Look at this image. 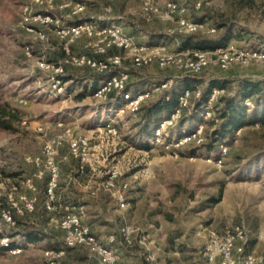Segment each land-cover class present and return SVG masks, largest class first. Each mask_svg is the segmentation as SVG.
<instances>
[{
    "label": "rangeland",
    "instance_id": "rangeland-1",
    "mask_svg": "<svg viewBox=\"0 0 264 264\" xmlns=\"http://www.w3.org/2000/svg\"><path fill=\"white\" fill-rule=\"evenodd\" d=\"M144 1L0 0V103L7 102L12 109L20 111L14 130H0V202L7 207V195L13 188L18 193L36 194L25 188L26 179H33L35 186L40 182L33 178L35 169L24 162L25 157L38 156L46 141L61 135L62 129L56 123L63 122L74 136L89 138L90 151L80 174L76 159L69 155V146L64 142L58 157L65 163L62 179L70 173L77 180L92 184L94 191L96 184L117 168V187L128 185L122 193L123 208H119L113 192L99 190L91 196L88 189L70 191L75 205L71 204L84 206L82 213L78 211L82 224L95 227L93 234L103 245L121 243L148 264H173L176 257L178 264H193L192 260L209 264L203 254L210 233L220 236L224 230L239 225L246 235L244 250L259 253L264 249V122L241 128L237 136L225 142L224 153L217 146L214 153H208L201 145L208 142L214 128L208 121L216 112L213 109L209 116L203 106L189 108L182 113L184 125L168 129V139L172 141L177 134L203 125V143L165 149L150 143L154 122L145 127L139 114L126 110L118 114L123 108L118 97L106 102L93 98L99 85L93 79L96 72L84 67L67 68L58 86L62 90L56 94L50 81L52 73L38 65L41 60L57 62L63 58L65 41L58 34V27L67 25L73 18L70 7L82 3L84 13L77 19L92 17L98 26L118 25L133 38V49L122 53L121 63V68L130 72L131 90L168 80L178 85L176 79L188 73L175 67L161 69L154 60L140 68L131 65L132 55L141 45L164 48L161 53L168 54L179 50L178 35L182 33L177 25L157 17L147 19L142 13ZM152 1L160 7L164 3V0ZM195 1L182 0L180 4L185 7V16L205 25L197 35L214 38L223 31L217 28V23H223L231 28L233 35L227 44L236 48L264 47V0H199L198 9L194 7ZM38 13L48 14L52 22L46 25L35 22L32 17ZM25 17L28 20L24 21ZM88 43L86 36L74 39L69 44L70 53L89 54ZM197 79L199 83L195 87L200 90L209 82L218 81L225 85L224 93L217 98L231 96L242 86L240 81H263L264 62L233 65L224 71L211 64ZM168 88L155 92L145 103L157 99ZM261 97V107L256 108L252 98L251 106H245L247 110L257 109L261 113L264 93ZM108 122L118 129L117 137H109L101 130ZM15 216L13 225L5 224L0 216V240L7 237L21 252L13 255L0 250V264H48L43 253L64 247L63 232L58 225L62 213L48 216L40 203L34 212ZM123 225L135 230L130 245L124 244L119 235ZM84 249L86 254L82 251L79 254L82 260L76 262L66 250L60 263L100 264L97 257ZM115 253L120 264L119 254ZM215 253L212 264H219ZM148 257L154 261L147 260Z\"/></svg>",
    "mask_w": 264,
    "mask_h": 264
},
{
    "label": "built area",
    "instance_id": "built-area-1",
    "mask_svg": "<svg viewBox=\"0 0 264 264\" xmlns=\"http://www.w3.org/2000/svg\"><path fill=\"white\" fill-rule=\"evenodd\" d=\"M182 0H164L162 6H158L152 0H145L142 4V13L147 19L157 17L165 22H171L177 25L181 35L197 34L204 30L203 23L195 22L185 16V7H181ZM194 7H201L199 0L194 2ZM71 14L78 16L84 13V5L82 3H74L71 7ZM35 22H41L45 25L52 22L51 16L48 14L38 13L32 17ZM28 20L25 17L24 21ZM58 34L64 39L63 52L64 56L60 61L51 62L41 60L38 65L41 68L47 69L52 73L51 82L52 89L56 90V94L61 92L62 88L58 87L61 79L66 73L67 68L80 67L90 69L97 74L113 73L111 77L100 82L93 92L95 100L106 102L110 95L116 94L123 102V108L118 110V114L128 111L135 114L140 106L147 102L152 95L162 89L168 88L171 80L161 81L154 84L149 90L132 94L126 91L129 84L130 72L128 69L121 68L122 53L133 49V38L128 36L123 29L115 24L108 26H98L95 20L92 19L82 22L77 25H65L58 27ZM211 33L214 29L210 30ZM86 36L89 39L88 47L91 49L89 54L73 55L70 53V43L79 37ZM135 49L132 55L131 65L133 68H140L149 65L152 60L156 62L161 69L175 67L178 70L188 74H199L203 70L209 68L211 64L224 71L230 66H247L253 62H264V47L259 48H236L232 44H227L222 47H217L212 51H178L161 53L164 48H149L141 45ZM28 52V47H26ZM201 90L196 87L193 90H184L177 99L176 107L168 115L169 117L157 122L150 143L155 146H164L168 149L170 146L178 147L179 145H200L203 143V125L197 126L189 132L177 134L172 141L168 139V129L174 127L181 118L182 113L193 106L195 100L200 97ZM224 93V89L214 88L209 94L207 101L208 105L216 100V98ZM252 102L249 99L244 101L246 107L251 106ZM212 114V112H210ZM209 111L206 114L210 116ZM63 122H57L56 125L62 129V134L52 140L46 141L38 156H27L24 162L31 165L35 169L33 178L41 180L44 176L47 177L44 189V207L45 210L52 213H62L58 220L60 230L63 232L62 248L54 250H46L43 256L48 264H61L60 261L64 257L67 249H77L80 247L86 248L90 255L97 257L100 264H118L115 250L103 245L95 237L91 229L82 224L78 209L72 204L64 203L57 205L59 189L60 167L57 161L60 148L63 143H67L68 153L71 157L79 162L78 172L83 173L85 164L89 160L90 140L85 136H74L71 129L67 128ZM101 129L105 135L115 138L118 136V129L111 123H105ZM41 128L38 132H41ZM241 128L234 135H238ZM219 149L223 153L226 151L225 143L219 144ZM208 161H211L208 159ZM217 164H221V158L217 160ZM104 181L96 184L95 190L90 191L91 196L96 195L99 190L115 193L118 200L119 208L125 206L123 197L124 190L128 185L123 183L117 187V179L119 171L113 168L108 173ZM25 188L32 193L36 192V186L33 179H26ZM17 188L7 195V207L0 202V216L7 225H13L14 215L22 216L27 213H32L37 202L36 195H27L26 193H18ZM15 195V198L13 197ZM119 235L124 244L130 245L132 236L135 230L123 225L119 229ZM244 230L242 226H234L223 231V234L218 236L216 233H210L209 242L203 254L204 260L209 264L215 261V256H219V264H264V249L259 253H249L244 250L245 242ZM8 238L3 237L0 240L2 246L8 245ZM111 242L113 238L109 239ZM239 243V245H238ZM9 253L16 255L21 252L20 247L7 250ZM147 260L153 262V257H148Z\"/></svg>",
    "mask_w": 264,
    "mask_h": 264
},
{
    "label": "trees",
    "instance_id": "trees-1",
    "mask_svg": "<svg viewBox=\"0 0 264 264\" xmlns=\"http://www.w3.org/2000/svg\"><path fill=\"white\" fill-rule=\"evenodd\" d=\"M89 20H91V18L89 19L85 17L84 19H77V16H73L71 20L67 21V25H77ZM217 28L223 29V31L222 33H220V35L214 38L203 37L197 34L178 35V51H212L217 47L227 45V43L233 37L231 28L227 24L223 23H217ZM111 75H113V73H95V75H93V79L95 83L99 82L100 84V82L108 79L109 77H111ZM198 75L199 74H187L186 77H178L176 79V81L178 80V85H173V83L175 82L174 81L168 89L163 90L161 92V94L157 97V100L150 101L149 103H144L140 106V108L135 114L141 115L140 120L141 122H145V127H148V124H150V122H154L151 128V137L153 136L157 122L169 117L168 115L176 107L178 96L186 89L193 90L196 88L195 86L199 83V80L197 79ZM240 83L242 84V86H239L240 88L235 92V94L227 97L221 96L219 98H216V100L214 101L215 104L209 107L207 101H209L208 98L209 94L211 93V90L214 88L224 89L225 85L218 81H211L206 87H204V89L201 90L200 97L195 100L193 106L191 107L198 108L203 106L205 107L206 111H209V113L214 111L216 112L214 117H212L208 121V123H210V125L214 127L213 130L210 132V135H208V142L201 145V147H205L208 150V153H214L216 148L215 146L218 147L219 143H225L227 140L232 139L238 129L252 125L256 122H264V105L261 113H258L257 109L253 111H248L244 105V101L246 99H249L251 101V99L254 98L252 100L256 105V108H258L259 106L261 107V105L263 104L261 95L264 93V79L261 83H251L248 81H244L243 83L242 81H240L239 84ZM86 87L87 85H84V88ZM126 91L135 94L146 90L133 92L130 88V84H128L126 87ZM117 97L118 96L116 94H112L110 95L109 99L111 100ZM119 100L121 101L120 98ZM19 120L20 111L12 109L7 102L0 103V130H14V124ZM184 122L185 119L183 118V116H181L177 124L184 125ZM137 146H140L141 149L148 148L147 146L143 145ZM47 180V177L44 176L40 180L39 185L37 184L39 196H36V198L38 204L41 203V206L43 205V211H45L44 189ZM14 221H16L15 215ZM14 248H16V246L9 241L7 247L0 246L1 251H6Z\"/></svg>",
    "mask_w": 264,
    "mask_h": 264
},
{
    "label": "crops",
    "instance_id": "crops-1",
    "mask_svg": "<svg viewBox=\"0 0 264 264\" xmlns=\"http://www.w3.org/2000/svg\"><path fill=\"white\" fill-rule=\"evenodd\" d=\"M160 82V81H159ZM157 82V83H159ZM152 84H150L151 86ZM150 86L148 87H145L143 89H136V90H132L133 92L134 91H143V90H148L150 89ZM153 86V85H152ZM157 100V99H155ZM154 101V100H153ZM63 152V149L61 151V153ZM58 163L60 164L59 167H60V176H59V189L57 191V195L59 196L58 197V200H57V205L59 206L60 204H64V203H68V204H71L73 203L74 201V197H73V194L70 192L72 191V189L74 190L77 189L78 191H85L88 189V191L90 192L91 189H92V184H90L89 182L87 181H84V180H77L75 177H72L70 176L69 174L64 178L62 179V166L65 164L60 158L57 159ZM75 162L78 164L77 168L79 167V163L75 160ZM71 172V171H70ZM79 173V172H78ZM38 182L40 180H37ZM94 183V182H93ZM38 186L36 185V194L37 196L38 195ZM33 195V194H32ZM38 204V202L36 203V205ZM74 204V203H73ZM35 205V206H36ZM75 205V204H74ZM43 206V205H42ZM41 206V207H42ZM78 209H80V212L82 213V210L84 208V206H76ZM43 209V208H42ZM46 211V215H51L53 214L52 212H48L47 210ZM44 211V212H45ZM91 228V231L94 232L96 229L95 227H90ZM108 241V240H106ZM107 245H109V243L107 242ZM106 245V246H107ZM110 247L112 249H114L118 254H119V257H120V264H148V263H144L142 260H140L138 258V256L133 253L132 251L128 250V248H124L122 247L121 243H115V244H111ZM68 250V255L69 256H74L72 258H74V260L76 262H78V260H82L79 256V254L81 253V251L83 253L86 254V250L84 248H77V249H67ZM87 257V256H86ZM78 258V259H77ZM193 261V264H201V262L199 260H192ZM173 264H178V257L175 258V262H173Z\"/></svg>",
    "mask_w": 264,
    "mask_h": 264
}]
</instances>
